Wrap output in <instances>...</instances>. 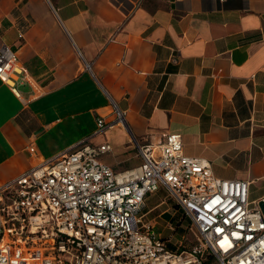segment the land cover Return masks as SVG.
<instances>
[{
	"label": "crops",
	"instance_id": "obj_1",
	"mask_svg": "<svg viewBox=\"0 0 264 264\" xmlns=\"http://www.w3.org/2000/svg\"><path fill=\"white\" fill-rule=\"evenodd\" d=\"M2 44L19 72L0 77V183L85 137L130 169L178 131L264 199V0H0Z\"/></svg>",
	"mask_w": 264,
	"mask_h": 264
},
{
	"label": "built area",
	"instance_id": "obj_2",
	"mask_svg": "<svg viewBox=\"0 0 264 264\" xmlns=\"http://www.w3.org/2000/svg\"><path fill=\"white\" fill-rule=\"evenodd\" d=\"M15 72L17 54L2 44L0 77ZM122 121L120 112L97 118L95 133ZM26 149L36 154L33 143ZM110 149L85 137L0 183V264H264V214L249 198L250 181L216 176L209 161L184 153L178 131L138 146L142 162L130 169L102 162ZM160 188L200 243L186 249L158 231L155 218L167 209L149 214L167 199L147 201Z\"/></svg>",
	"mask_w": 264,
	"mask_h": 264
},
{
	"label": "rangeland",
	"instance_id": "obj_3",
	"mask_svg": "<svg viewBox=\"0 0 264 264\" xmlns=\"http://www.w3.org/2000/svg\"><path fill=\"white\" fill-rule=\"evenodd\" d=\"M163 198L167 199L166 204L149 214V217L156 216L160 211L167 209L159 217L155 218L158 231L162 233L165 239H170V244L174 242L180 243L181 241L182 247L186 249H190L194 245L200 243L201 237L197 228L188 217L184 216L178 206L168 199V192L165 188H160L157 193L150 196L147 201L148 207L159 202ZM167 222L171 223L172 228H168L169 225L168 227L165 226Z\"/></svg>",
	"mask_w": 264,
	"mask_h": 264
},
{
	"label": "water",
	"instance_id": "obj_4",
	"mask_svg": "<svg viewBox=\"0 0 264 264\" xmlns=\"http://www.w3.org/2000/svg\"><path fill=\"white\" fill-rule=\"evenodd\" d=\"M259 206L264 214V199L259 202Z\"/></svg>",
	"mask_w": 264,
	"mask_h": 264
}]
</instances>
